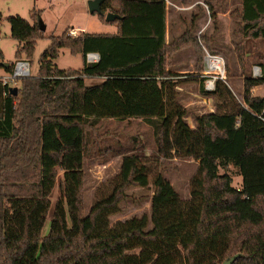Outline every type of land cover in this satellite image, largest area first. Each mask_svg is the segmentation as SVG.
<instances>
[{
  "label": "trees",
  "instance_id": "1",
  "mask_svg": "<svg viewBox=\"0 0 264 264\" xmlns=\"http://www.w3.org/2000/svg\"><path fill=\"white\" fill-rule=\"evenodd\" d=\"M202 1L211 17L214 5L225 2ZM166 7V0H104L103 10L121 16L111 22L116 33L51 34L38 74L20 78L16 95L0 80V264H224L235 255L230 264H264V94H251L264 85V63L259 77H244L241 100L226 83L227 63L225 77L210 91L206 77L198 76L200 92L215 100L216 110L197 115L190 126L177 100L181 74L167 69L170 58L192 47L201 74L206 51L218 54L207 32L196 33L198 15L167 43ZM237 16L239 32L264 39V0H241ZM39 17L33 10L32 23L7 18L19 42L17 58H30L36 40L45 37ZM61 48L81 54L82 67H55ZM93 52L99 59L88 62ZM90 77L102 81L86 85ZM103 118H141L153 127L157 155L198 161L189 196L157 173L149 216L111 223L125 190L150 183L147 157L126 151L110 191L83 215L86 128ZM229 165L238 168L240 189L219 172ZM58 169L61 195L50 211Z\"/></svg>",
  "mask_w": 264,
  "mask_h": 264
},
{
  "label": "rangeland",
  "instance_id": "2",
  "mask_svg": "<svg viewBox=\"0 0 264 264\" xmlns=\"http://www.w3.org/2000/svg\"><path fill=\"white\" fill-rule=\"evenodd\" d=\"M196 3L180 5L175 2H166L167 24L170 34L177 33L179 35L186 23L190 22L192 16L198 15L196 33L207 32L211 37L210 47L218 54L213 55L216 57H210L208 60L209 51L206 52L204 68H208L211 71L208 75L216 79L221 76L220 73L222 72L223 77H225V64L227 63L226 83L233 95L241 100L244 77L246 75L259 77L261 75L262 66L260 65L264 63V39L245 37L238 31L240 19L237 13L241 7V0H225L223 4L214 5L215 16L212 17L202 0ZM33 10L40 13L39 20L45 27V37L36 40L30 58L27 59L25 55L17 58L16 51L19 48V42L11 37L7 18L19 15L32 23L34 20ZM103 11L106 13L108 10ZM0 14V51L3 54V60L11 64L17 59L25 60L26 58L30 63L28 76L38 74L39 57L48 46V37L51 34L58 35L63 31L68 32L73 27L93 33L117 31L115 23L105 22L104 17L101 19L97 14L88 12L87 0H0ZM171 39L167 36V40L170 41ZM189 49L191 48L182 51H189ZM182 51L175 53L174 58L179 57ZM182 57L189 64L188 53H184L181 59ZM82 64L81 54L72 55L67 48H61L58 57L53 60V65L59 69H79ZM3 72V70L0 71V74ZM185 75V77L178 79L181 82L177 88V100L186 110L185 120L190 126H194V118L197 115L216 110V102L212 97L200 92L199 81L196 78L192 79L191 72H187ZM207 79L210 78L206 76L205 81ZM101 81L102 78L99 77H90L84 80L86 85H95ZM11 86H16L18 89L20 79ZM251 94H264V85L253 87ZM126 151H135L147 157L145 163L149 166L150 183L146 187L131 185L125 190L126 197L119 203L120 211L110 216L111 223L132 216H141L143 213L149 216V197L153 191L152 180L157 173L169 180L181 197L187 198L189 196V181L197 169L198 161L192 158L173 156L165 158L157 155L153 127L141 118L123 120L103 118L97 120L93 126L86 128L81 189L83 215L88 214L92 204L102 192L110 191L112 188L111 181L119 171L121 154ZM219 172H227L232 178L231 185L236 189L241 188L242 177L238 168L229 165L226 169L220 168ZM61 179L62 171L58 169L57 182L50 196V211L61 195ZM49 221L50 217L48 216L43 227V233L48 230Z\"/></svg>",
  "mask_w": 264,
  "mask_h": 264
},
{
  "label": "crops",
  "instance_id": "3",
  "mask_svg": "<svg viewBox=\"0 0 264 264\" xmlns=\"http://www.w3.org/2000/svg\"><path fill=\"white\" fill-rule=\"evenodd\" d=\"M167 1H169V0H166V2ZM198 1H200V0H198ZM198 1H195L194 3H196V2H198ZM169 2H171V1H169ZM203 2V1H202ZM193 4V3H192ZM197 4V3H196ZM195 4V5H196ZM175 6V8H177V6L176 5H174ZM206 8H207V6H205ZM116 24V23H115ZM73 28H75V27H73ZM76 29H78V28H76ZM79 30V29H78ZM184 30V29H183ZM183 30H182V32H183ZM80 32H85V31H82V30H79V33ZM117 32V31H116ZM116 32H113V33H116ZM181 32V33H182ZM78 33V34H79ZM113 33H108V34H113ZM171 32L169 31V27H168V24H167V8H166V32H165V41L168 43V42H170L174 37H176V36H179V35H177V33H175V34H173V35H171L170 34ZM77 34V35H78ZM169 37V38H172L170 41L169 40H167V36ZM189 48H191V49H189V51L188 50H186V51H182V50H184V49H182V50H179V51H182V53H180V55H179V57H177V58H174V54L172 55V57L170 58V63H169V66L167 67V69L169 70V71H171V72H174V73H179V74H181V76H179V77H185L186 75L185 74H187V72H191V76L193 77L192 79H195V78H197L198 76H204V77H206V74H205V71H206V68H204L205 67V65L203 64V70H202V72H201V74H198V73H196V71H195V62H196V54H195V51H194V49L192 48V47H189ZM185 49H188V48H185ZM179 51H177V52H179ZM176 52V53H177ZM188 53V56H189V64H187L186 62H185V60L183 59V57H182V59H181V56L184 54V53ZM207 52V51H206ZM93 53H96V54H98L97 52H93ZM98 57H99V54H98ZM28 59V58H27ZM26 58H25V60H27ZM205 61V60H204ZM4 63L5 61L3 60V58H2V60H1V62L0 63ZM5 63H7V62H5ZM8 68V66L6 67V66H1L0 65V71H4L2 74H4V73H6L7 74V71H6V69ZM2 74H0V75H2ZM5 74V75H6Z\"/></svg>",
  "mask_w": 264,
  "mask_h": 264
},
{
  "label": "built area",
  "instance_id": "4",
  "mask_svg": "<svg viewBox=\"0 0 264 264\" xmlns=\"http://www.w3.org/2000/svg\"><path fill=\"white\" fill-rule=\"evenodd\" d=\"M79 33V30L76 28H70L69 31L67 32L68 35L70 36H75ZM208 60L210 57H216L213 55H209L208 54ZM87 61L88 62H95L98 61L99 57L98 54L96 53H87L86 55ZM218 58V57H217ZM258 68V67H255ZM209 72H211L208 68L205 71V74L207 77H209L210 79H207L205 81V88L206 90H212L214 89V78L211 77V75H208ZM30 74V63L28 60H23V59H17L14 63H13V67L11 72H7L6 75H0V80L3 84L6 85H13L15 83V81H17L18 79L22 78V77H26ZM221 76L217 77L220 79H223V72L220 73ZM212 78V79H211Z\"/></svg>",
  "mask_w": 264,
  "mask_h": 264
},
{
  "label": "water",
  "instance_id": "5",
  "mask_svg": "<svg viewBox=\"0 0 264 264\" xmlns=\"http://www.w3.org/2000/svg\"><path fill=\"white\" fill-rule=\"evenodd\" d=\"M104 0H87V10L90 14H97L98 16L104 17V21L105 22H114L118 19H121V16L117 13L111 12V11H107L106 13L103 11L102 9V4H103ZM39 28L41 30L44 31L45 27L42 23L41 20H39ZM1 66H8L9 67V63H0ZM9 92L11 95H16L17 94V87L16 86H10ZM236 257L233 256L231 259H229L228 261H225L224 264H230L233 259Z\"/></svg>",
  "mask_w": 264,
  "mask_h": 264
}]
</instances>
